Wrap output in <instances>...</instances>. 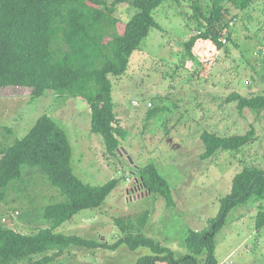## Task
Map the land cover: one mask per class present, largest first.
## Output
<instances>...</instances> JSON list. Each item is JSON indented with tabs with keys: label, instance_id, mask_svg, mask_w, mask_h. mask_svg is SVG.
<instances>
[{
	"label": "rangeland",
	"instance_id": "rangeland-1",
	"mask_svg": "<svg viewBox=\"0 0 264 264\" xmlns=\"http://www.w3.org/2000/svg\"><path fill=\"white\" fill-rule=\"evenodd\" d=\"M193 1L166 0L154 12L160 28L150 30L131 57L126 74L112 77L121 130L118 155H109L102 137L91 132V109L83 98L48 91L33 100L31 89L0 88V147L25 137L46 114L67 133L76 176L93 186L118 181L100 208L80 212L58 233L112 245L121 238L117 218L149 212L141 232L179 258L191 254L188 232L207 228L218 215L233 178L246 166H264V112L244 117L236 102L227 101L234 93L264 95V0H254L245 11L228 4L226 21L232 23V35L225 47L219 50L211 40H201L190 56L186 43L197 28ZM199 1L211 9L214 0ZM135 13L134 7L121 3L115 16L127 23ZM152 109L158 112L149 118ZM252 123L258 137L255 142L238 153L219 151L201 158L205 131L242 135ZM147 164H155L169 182L174 207H168L160 195L146 194L136 170ZM24 172L26 182L11 186L0 200V223L30 235L43 227L41 208L62 198L42 169L25 167ZM262 211L264 201H250L230 213L216 236L220 264H264V227H257ZM151 254L149 248L133 251L126 245L116 252L74 247L50 264H137L140 257ZM43 256L36 255L25 264H35Z\"/></svg>",
	"mask_w": 264,
	"mask_h": 264
},
{
	"label": "trees",
	"instance_id": "trees-1",
	"mask_svg": "<svg viewBox=\"0 0 264 264\" xmlns=\"http://www.w3.org/2000/svg\"><path fill=\"white\" fill-rule=\"evenodd\" d=\"M165 1L114 0L110 4L109 0H0V88L31 89L33 100L48 91L83 98L91 109V132L102 137L109 155H118L121 130L115 114L112 77L126 74L131 57L150 30L160 28L154 12ZM253 2L214 0L211 9H207L194 0L192 16L197 28L186 43L188 55L201 40H211L217 49H223L232 35V23L226 21L227 5L245 11ZM121 3L136 9L127 23L115 16ZM227 101L236 102L244 117L251 112H264V95L244 97L234 93ZM157 112L150 110L148 117ZM250 125L242 135L220 136L205 131L201 135L205 149L201 158L219 151L238 153L255 142L257 131L253 123ZM7 131L12 133L11 129ZM0 156V200L5 199L11 186L26 182L25 167L42 169L62 198L41 208L39 219L43 227L35 234H23L0 223V264H25L36 255L44 256L35 264H50L70 254L74 247L116 252L122 245L133 251L142 247L151 250L152 254L140 257L137 264H220L216 236L230 213L250 201H264V166L244 167L233 178L231 192L221 200L219 213L209 226L188 232L191 254L176 258L173 250L141 232L140 225L147 223L149 212L137 218H117L121 238L112 245L57 232L80 212L100 208L115 191L118 181L93 186L76 176L67 133L48 115L39 117L25 137L2 144ZM136 172L147 193L162 196L168 207L176 205L169 182L155 164L138 167ZM257 227H264L263 211L259 213Z\"/></svg>",
	"mask_w": 264,
	"mask_h": 264
},
{
	"label": "water",
	"instance_id": "water-1",
	"mask_svg": "<svg viewBox=\"0 0 264 264\" xmlns=\"http://www.w3.org/2000/svg\"><path fill=\"white\" fill-rule=\"evenodd\" d=\"M120 151H121V149L119 148V149H118V152L120 153ZM123 153H124V151H123ZM132 162H133V161H132ZM146 194L148 195V193H146Z\"/></svg>",
	"mask_w": 264,
	"mask_h": 264
},
{
	"label": "built area",
	"instance_id": "built-area-1",
	"mask_svg": "<svg viewBox=\"0 0 264 264\" xmlns=\"http://www.w3.org/2000/svg\"><path fill=\"white\" fill-rule=\"evenodd\" d=\"M258 1V0H257ZM225 42V41H224Z\"/></svg>",
	"mask_w": 264,
	"mask_h": 264
}]
</instances>
